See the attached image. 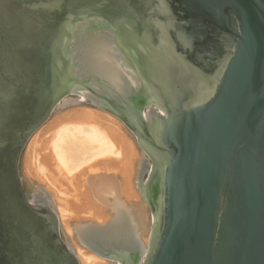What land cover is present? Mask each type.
I'll return each mask as SVG.
<instances>
[{"label": "water", "instance_id": "1", "mask_svg": "<svg viewBox=\"0 0 264 264\" xmlns=\"http://www.w3.org/2000/svg\"><path fill=\"white\" fill-rule=\"evenodd\" d=\"M120 63L139 89L113 97L100 74ZM70 104L132 135L150 216L143 253L82 248L110 264H264V0H0V264H80L20 178L32 136Z\"/></svg>", "mask_w": 264, "mask_h": 264}, {"label": "bare ground", "instance_id": "2", "mask_svg": "<svg viewBox=\"0 0 264 264\" xmlns=\"http://www.w3.org/2000/svg\"><path fill=\"white\" fill-rule=\"evenodd\" d=\"M120 67L122 70L118 74L105 71L100 74L103 88L112 96H125V92L129 94L131 88L139 89L135 76L121 63ZM103 114L90 108L64 113L39 129L27 148L33 151V170L37 175H42V182L55 192L54 199L58 204L56 214L65 232L93 249L122 251L128 257L129 254L144 251L136 241L137 229L143 219L142 212L138 204L128 205L118 198L119 194L127 199L136 198L131 185L136 154L133 153L132 144L122 135L116 119ZM41 138L45 140L41 142ZM39 142L43 144L39 146L44 150L42 155L35 149ZM47 160L56 162L58 176L67 184L70 192L60 185L57 188L53 179L46 177L43 162ZM116 164L118 168L113 169ZM116 173L123 178L121 185L114 176ZM45 197L40 199H49ZM107 213H111L112 217L107 218ZM82 216L96 223L77 221L70 229L69 222L82 221ZM87 252L79 246L76 248L80 264L105 262Z\"/></svg>", "mask_w": 264, "mask_h": 264}, {"label": "rangeland", "instance_id": "3", "mask_svg": "<svg viewBox=\"0 0 264 264\" xmlns=\"http://www.w3.org/2000/svg\"><path fill=\"white\" fill-rule=\"evenodd\" d=\"M72 98H74V97H72ZM61 105H62V103H61ZM84 108H90V107L83 106V105H80V104H74V105L70 104V105L62 106V107L58 108L53 113L51 118L42 127L48 125L51 120H53L54 118H56V117H58V116H60V115H62L64 113L71 112V111H77V110L80 111L81 109H84ZM90 109H93V108H90ZM94 110H96V109H94ZM96 111H98L100 113H104V112H101L99 110H96ZM104 114H106V113H104ZM116 122L119 123L118 125L121 128V133H123L122 135H124V137H126L127 140L132 144V148L134 149L133 153L136 154L135 155L136 158L134 160V165H133V170H132V178H131V185H132V188H133V194H134V196H136V198L133 196L134 197L133 199L132 198L131 199H127L125 196H123L121 194H119L118 198L123 200L125 202V204H128V205H131V204H134V203L138 204L137 206L139 208V211L142 212V218H143L142 220L143 221L142 220L140 221V224H139L140 228L138 227L137 230H139V232L137 231V234L140 235L141 241L145 244L146 240H147L148 233H149L150 216H149V213H148L146 205L141 201L140 196L138 195V192H137V189H136V176H137V173H138L139 166L141 164L142 155H141L140 151L138 150V148L136 146V143H135V140L132 137V135L128 132V130L118 120H116ZM44 138H41L42 140L40 139V141L42 142L43 140H45ZM28 144H29V142H28ZM28 144L26 146V149L24 150L23 156L21 158V163H20V178L22 180V184L24 186L26 195L28 197H31L32 195L37 194L40 198H42V197H44V194H45V196H48V198L53 203V206H54L55 211H56V206L58 204L56 203L57 202L56 199H54L55 198L54 197L55 192L52 189L49 190V188L46 187V184H44V182H42V180H43L42 175L41 176L37 175L35 173V171L33 170L32 166H31V157L33 156V154H32L33 151L29 150L27 148ZM40 144H41V146L43 145L42 143L39 142L38 143V147L35 148V149H36L37 153L42 155L44 153V150H43L42 147H39ZM33 147H32V149H33ZM43 165H44V167L46 169V174H45L46 177L48 176V178H52L53 182L56 183V187L60 185L63 190H67L68 192H70V188L67 186V184L65 182L61 181L60 177L58 176V172L55 169L56 162L53 161V160H51V161L47 160V161L43 162ZM118 166L119 165L116 164L113 169H115V167L118 168ZM113 173H115V172H113ZM114 176L116 177L117 182L120 184V182H122V180H123L122 176L119 175L118 173L114 174ZM39 188H40L41 191L43 190L42 192L44 194L39 190ZM59 189H60V187H59ZM52 191H53V193H52ZM97 213H99V211ZM105 215H106L107 218H111L112 217L111 213H107ZM80 219L82 221L71 220L69 222V228L73 229L75 224H77L79 222L80 223H88L87 221H89V222H95L96 223V221H94V220L93 221L92 220H85V217H83V216L80 217ZM59 225H60V229L62 231V237H64V240L66 241V243H68L73 248L74 252H75V250H76V248L78 246H79V248H82V246L79 245V242L77 241L76 238L73 237V235H68L65 232L66 231V230H64L65 227H62L60 221H59ZM82 249L85 250L84 248H82ZM87 253H89V252H87ZM89 254H91V253H89ZM104 261H105L104 262L105 264H110L106 260H104ZM104 263H102V264H104Z\"/></svg>", "mask_w": 264, "mask_h": 264}]
</instances>
